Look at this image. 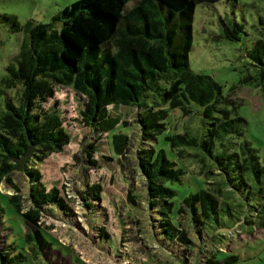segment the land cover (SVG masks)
Returning <instances> with one entry per match:
<instances>
[{"label": "trees", "instance_id": "16d2710c", "mask_svg": "<svg viewBox=\"0 0 264 264\" xmlns=\"http://www.w3.org/2000/svg\"><path fill=\"white\" fill-rule=\"evenodd\" d=\"M129 1L72 0L52 17L59 20V26L50 22L30 26L27 41L21 40L13 55L16 65L6 66V73L0 78L4 87H19L17 100L13 102L6 95L0 110V179L7 178L14 168L11 157L19 156L29 143L33 149L27 163L67 144L69 134L60 110L54 104H44L54 95L55 84H61L83 96L78 110L80 120L94 131H109L118 123L117 117L108 113V104L141 108L135 122L140 142L147 146L135 149V161L144 179L146 205L154 211L161 238L190 243L185 230L172 219L182 210L189 213L198 236L224 234L217 229L229 227L242 217L241 221L252 220V227H264V158L260 160L248 140H232L242 133L243 117L235 112L234 104L228 106L233 103L231 98L221 94L219 83L211 75L195 72L188 65L194 8L197 3L217 0H135L127 6ZM241 30L242 24L233 20L223 23L220 33L226 39L237 40ZM259 34L247 55L262 73L264 26ZM189 101L199 104L202 115L209 120L205 136L199 141L210 157L209 165L202 170L209 180L174 206L175 190L169 183L178 182L183 170L166 157L162 148L149 142L165 129L169 108L178 107L186 113L190 110ZM225 135L230 144L213 151L214 141L221 140V144ZM166 138L179 156L186 153L183 145L197 143L186 131L172 132ZM109 143L112 151L119 154L127 148L128 137L125 132L115 131L110 134ZM95 149L94 141L83 146L90 162H95L91 157ZM22 170L28 181V206L20 210L17 193L8 194L9 200L24 222L32 226L30 231L37 244L46 247L49 242L37 222L41 210L54 204L65 215L68 206L56 186L44 187L38 169L25 163ZM84 188L79 191L84 206L91 207L90 199L102 200L99 183ZM126 196L132 200L130 190ZM236 197L239 204L246 205V215L254 212L256 219L239 214L236 219L221 220L233 216L230 199ZM217 251L220 250L212 251L205 260Z\"/></svg>", "mask_w": 264, "mask_h": 264}, {"label": "rangeland", "instance_id": "374dc122", "mask_svg": "<svg viewBox=\"0 0 264 264\" xmlns=\"http://www.w3.org/2000/svg\"><path fill=\"white\" fill-rule=\"evenodd\" d=\"M71 1L0 0V78L6 73V66L16 65L13 55L21 40L27 41L30 26L37 22L59 26V20L52 17ZM134 1H129L127 6ZM233 20L242 24L237 40L226 39L220 33L223 23ZM191 26L190 69L211 75L219 83L221 94L231 98L233 103L228 106L234 104L235 112L244 119L242 133L232 140H248L261 160L264 158V71L261 73V67L247 52L264 26V0L197 3ZM18 89V86L4 87L0 82V110L6 95L13 102L17 100ZM82 100L83 96L70 87L55 84L54 95L44 104H54L60 110L69 140L61 150L25 162L38 169L46 189L57 187L66 200L68 214L63 215L54 204L41 210L37 222L50 245L40 247L30 231L32 226L24 222L9 200L8 194L17 193L20 210L28 206L25 198L28 181L23 166L13 168L7 178L0 179V264H264V227H252V220L241 221L244 217L235 221L231 229H217L224 234L198 236L189 213L182 210L172 219L185 230L190 243L161 238L154 211L146 205L144 179L135 161V149L147 146L140 142L135 122L141 108L108 104V113L116 116L118 123L109 131L98 132L81 122L78 110ZM188 106L190 110L186 113L178 107L169 108L165 129L149 142L155 148H162L166 157L183 170L178 182L169 183L175 190L174 206L185 194L205 186L209 180L202 170L209 165L210 157L199 144L209 120L202 115L199 104L189 101ZM115 131L125 132L128 137L127 148L119 154L112 151L109 143L110 134ZM183 131L194 136L197 143L183 145L186 153L179 156L176 148L170 147L166 135ZM228 137L225 135L221 144V140H215L212 150L227 147ZM93 141L96 149L91 157L95 162H90L82 149ZM91 183L100 184L102 200L90 199L92 205L86 207L79 191ZM127 190L132 200L127 198ZM238 201L237 197L230 199L233 216L219 219H236L239 214L256 219L252 216L254 212L247 216L246 205ZM214 250L220 251L205 260ZM231 256L235 257L230 259Z\"/></svg>", "mask_w": 264, "mask_h": 264}, {"label": "water", "instance_id": "95a60500", "mask_svg": "<svg viewBox=\"0 0 264 264\" xmlns=\"http://www.w3.org/2000/svg\"><path fill=\"white\" fill-rule=\"evenodd\" d=\"M33 149V144L29 143L28 147L17 157H11L12 162H14L15 169H21L28 157L30 156ZM233 227H221V230H228Z\"/></svg>", "mask_w": 264, "mask_h": 264}]
</instances>
